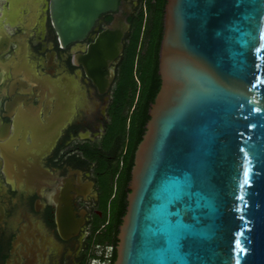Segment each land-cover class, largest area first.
Instances as JSON below:
<instances>
[{
	"label": "water",
	"instance_id": "1",
	"mask_svg": "<svg viewBox=\"0 0 264 264\" xmlns=\"http://www.w3.org/2000/svg\"><path fill=\"white\" fill-rule=\"evenodd\" d=\"M165 1L113 264H264V0ZM117 3L48 0L60 45Z\"/></svg>",
	"mask_w": 264,
	"mask_h": 264
},
{
	"label": "flooded vegetation",
	"instance_id": "2",
	"mask_svg": "<svg viewBox=\"0 0 264 264\" xmlns=\"http://www.w3.org/2000/svg\"><path fill=\"white\" fill-rule=\"evenodd\" d=\"M156 3L118 0L62 47L48 0H0V264H111L147 91L133 35L143 54Z\"/></svg>",
	"mask_w": 264,
	"mask_h": 264
},
{
	"label": "trees",
	"instance_id": "3",
	"mask_svg": "<svg viewBox=\"0 0 264 264\" xmlns=\"http://www.w3.org/2000/svg\"><path fill=\"white\" fill-rule=\"evenodd\" d=\"M165 5V0H157L155 5L150 4L149 10H152L150 13V17L148 23H146L145 28H143V32H145V39L146 44L143 43V47L145 48V52L142 54L141 51L138 49L139 38L142 33V22H138L136 25V29L133 35V47L131 50V59H137L139 65V72H140V79L143 83L147 84V91L142 100L141 105V113H140V122L138 124V129L136 130L135 136V144H138L142 138V135L145 131L146 122L149 119L148 111L150 109L151 104L154 101V98L159 90L160 87V78L158 75V59H159V49L160 43L163 33V24H162V17H163V9ZM139 44V45H138ZM132 63V60H131ZM131 68L132 65L129 66V71L126 73V77L131 76ZM134 144V145H135ZM135 147V146H134ZM129 177L127 178V180ZM128 193V190L126 191ZM125 197L126 194L122 197V203L119 206L118 212V223L120 224V217L125 214ZM118 233V229L108 230L105 234V237L101 240L103 243L105 240H111L112 238L116 241V235ZM116 258L115 251H113V255L111 258V264H113Z\"/></svg>",
	"mask_w": 264,
	"mask_h": 264
},
{
	"label": "rangeland",
	"instance_id": "4",
	"mask_svg": "<svg viewBox=\"0 0 264 264\" xmlns=\"http://www.w3.org/2000/svg\"><path fill=\"white\" fill-rule=\"evenodd\" d=\"M144 19H147V14L145 15V16H143V21H144ZM146 22H147V20H146ZM142 25H143V22H142ZM142 43H143V41H142ZM138 49H139V47H138ZM142 49V44H141V46H140V50ZM94 249H98V247H95ZM104 250V252H105V257H106V259H107V257H109V255H110V252H111V249L109 248V247H105V246H102L101 248H99V250ZM92 264H98L97 262H91ZM104 264H109L108 263V261H105V263Z\"/></svg>",
	"mask_w": 264,
	"mask_h": 264
},
{
	"label": "snow or ice",
	"instance_id": "5",
	"mask_svg": "<svg viewBox=\"0 0 264 264\" xmlns=\"http://www.w3.org/2000/svg\"><path fill=\"white\" fill-rule=\"evenodd\" d=\"M244 176H245V183H247L248 172L246 170L244 171Z\"/></svg>",
	"mask_w": 264,
	"mask_h": 264
}]
</instances>
